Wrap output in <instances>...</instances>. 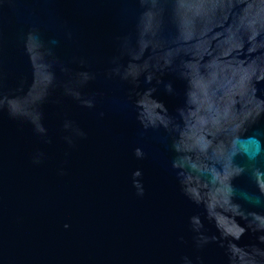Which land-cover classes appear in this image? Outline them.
I'll use <instances>...</instances> for the list:
<instances>
[{"label":"water","instance_id":"1","mask_svg":"<svg viewBox=\"0 0 264 264\" xmlns=\"http://www.w3.org/2000/svg\"><path fill=\"white\" fill-rule=\"evenodd\" d=\"M0 264H264V0H0Z\"/></svg>","mask_w":264,"mask_h":264}]
</instances>
